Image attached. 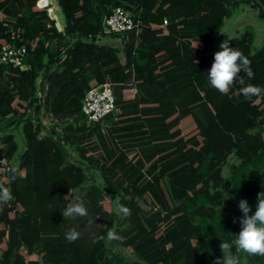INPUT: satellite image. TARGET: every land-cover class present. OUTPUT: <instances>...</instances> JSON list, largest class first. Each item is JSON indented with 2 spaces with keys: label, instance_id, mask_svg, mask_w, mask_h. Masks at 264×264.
<instances>
[{
  "label": "trees",
  "instance_id": "obj_1",
  "mask_svg": "<svg viewBox=\"0 0 264 264\" xmlns=\"http://www.w3.org/2000/svg\"><path fill=\"white\" fill-rule=\"evenodd\" d=\"M55 1L62 33L34 0H0V48H25L24 69L0 65V120L14 116L23 138L16 167L0 154V184L14 196L0 203V264H213L222 257V241L235 254L241 228L239 219L233 220L243 215L239 201L247 200L254 213L264 191V93L245 98L238 83L226 95L210 86L214 55L205 56L204 48L238 2L99 0L105 7L98 13L91 7L97 0ZM241 2L254 4L264 17V0ZM116 7L140 26L125 42L123 63L113 47L96 42L103 17ZM228 40L251 61L254 79L246 82L264 87V40L252 49L250 28ZM51 42L65 47L52 50ZM238 75L246 78L243 71ZM105 82L112 84L115 109L102 122H88L89 129L78 136L81 128L72 123L61 129L51 125L39 136L40 105L48 108V118L85 121L84 92ZM36 92L43 98L35 106ZM70 130L74 136L66 134ZM62 139L76 141L81 156L92 159L106 177L104 186L76 198L87 217L62 215L72 195L84 190L82 184L95 179L79 165L65 163ZM1 140L10 155L11 136L3 133ZM228 155L239 163L223 178ZM121 189L148 199L154 211L116 219L112 198ZM113 227L122 240L107 239ZM70 228L81 233L72 243L65 239ZM114 247L133 259H124ZM238 255L240 264L243 259L264 264V256Z\"/></svg>",
  "mask_w": 264,
  "mask_h": 264
},
{
  "label": "rangeland",
  "instance_id": "obj_2",
  "mask_svg": "<svg viewBox=\"0 0 264 264\" xmlns=\"http://www.w3.org/2000/svg\"><path fill=\"white\" fill-rule=\"evenodd\" d=\"M235 1L236 6L233 8L232 15H230L228 18H225L223 21V24L218 31V33L214 36V38L209 41L204 48V55H214L215 52L219 51L220 44L231 37H238L240 36L245 29L250 28L253 31V40L251 42L252 49L258 48L263 40H264V17H259V10L254 6V4L241 2V0H231ZM91 7L93 11L100 13L105 5L103 1L97 0L91 3ZM56 10V11H55ZM47 17L51 19V22H54V12L55 11L59 15L60 21H62V16L59 14L58 6L55 4L50 10L45 9ZM53 20V21H52ZM32 23V21H29ZM97 39L96 42L99 44H106L109 43L112 45L113 49L117 53V55L120 58L121 63H123V47L125 45V42L127 41L123 37L118 36H112V35H105L101 32L97 33ZM57 46L64 48V43H55L51 42L50 47L51 49H55ZM38 78L36 79L35 83L38 84ZM36 97L38 100L34 103V105H39L42 103L43 93L40 95L39 92H36ZM48 111V108L44 107L43 105L39 106L38 109V117L41 119V126L42 128L39 129V136H42L46 132H49V127L51 125H57L59 129H61L64 126V123H72L74 127L81 128L79 129L78 133L75 135H81L84 134L90 127V124L85 120H75V117H66L63 115H52L50 118L46 116V112ZM103 124V123H102ZM3 133H8L9 136H11V142L14 147V151L8 155V149L9 145L5 143V140L0 141V149H1V156L2 160L5 162L6 159L9 161V163L16 167L18 161H19V153L23 149V141H22V132H21V123L17 121V119L14 116L7 115L3 119L0 120V136ZM252 135H255V131L251 130ZM68 135L74 136V133L72 130H70ZM61 141V149L64 154V160L65 163H73L79 165L83 171L88 175L89 173H93L95 176L94 181L92 182V179L89 178L82 184V188L84 189L81 194L75 195L73 194L72 197L76 199L77 197H81L87 189H92L94 187H102L105 184V176L101 174L100 168L97 165H93L92 159L90 158H84L81 156V150L80 146L76 141H71L69 139H62ZM84 149V148H83ZM85 149H89V147H85ZM88 155V154H87ZM239 160L234 157L233 155H228L223 167L221 169V175L223 178L227 177L229 166L238 164ZM93 165V167H92ZM250 170L260 173V168H252L249 167ZM23 180V178L21 179ZM261 182V181H259ZM227 194H225L226 196ZM146 200V201H145ZM141 199L134 195H131L127 192H124L122 189L118 190L115 195H113L112 198V210L113 215L116 219H122L123 215L117 214L116 208L117 204L124 205L128 207L130 205L131 211H136L139 215L142 217L150 215L154 209L151 207V205L148 203V199ZM114 251H117L118 253L122 254L124 259L126 260H132L133 256L126 251L123 248L114 247ZM245 259L242 260V264H244Z\"/></svg>",
  "mask_w": 264,
  "mask_h": 264
},
{
  "label": "clouds",
  "instance_id": "obj_3",
  "mask_svg": "<svg viewBox=\"0 0 264 264\" xmlns=\"http://www.w3.org/2000/svg\"><path fill=\"white\" fill-rule=\"evenodd\" d=\"M220 50L215 52L214 61L207 77L210 86L218 90L221 94H228L230 88L234 84H239L238 94L249 98L264 93V87L247 83L254 79V72L251 68L250 59L245 56L239 49L229 46V40H224L220 46ZM243 71L246 78L238 74ZM11 178L14 180L18 175L15 168L11 169ZM229 198L228 194L225 199ZM14 199L10 187L0 184V203H8ZM238 208L243 215L234 218L235 223L239 219L240 228L238 234L235 235L236 253L232 251V246L225 241L220 244L222 257L216 258L213 264H240L239 253L244 252L250 255L264 256V191L258 193L257 204L254 213L251 206L245 199H241ZM117 214L124 217L131 215V210L124 205L117 204ZM252 213V214H250ZM64 218L87 217L88 211L84 203L80 199L72 200L66 209L62 212ZM81 233L76 228H70L65 233V239L69 242H75ZM109 241L122 240L118 235L115 227L107 232ZM93 242H96L94 239Z\"/></svg>",
  "mask_w": 264,
  "mask_h": 264
},
{
  "label": "built area",
  "instance_id": "obj_4",
  "mask_svg": "<svg viewBox=\"0 0 264 264\" xmlns=\"http://www.w3.org/2000/svg\"><path fill=\"white\" fill-rule=\"evenodd\" d=\"M55 4V0H34V6L38 9L50 10ZM162 22L165 23L166 20L163 19ZM139 30V23L134 21L132 16L123 8L116 7L103 17L100 32L105 35L123 37L127 40L131 32L136 35ZM24 59L25 48L23 45L0 48V65L24 69ZM114 101L112 84L105 82L84 92L80 101V112L89 123L102 122L106 115L114 111Z\"/></svg>",
  "mask_w": 264,
  "mask_h": 264
},
{
  "label": "crops",
  "instance_id": "obj_5",
  "mask_svg": "<svg viewBox=\"0 0 264 264\" xmlns=\"http://www.w3.org/2000/svg\"><path fill=\"white\" fill-rule=\"evenodd\" d=\"M58 10H59V8H58ZM56 11V10H55ZM55 11H53L54 13V18H53V20L55 19V24H56V26H55V28H56V30L57 31H59V32H63V28H64V20H63V17H62V21H60V19H59V15L55 12ZM59 14H61L60 13V10H59ZM232 15V14H231ZM62 16V15H61ZM107 45H109V46H111L112 47V45H110L109 43H106ZM39 81V80H38Z\"/></svg>",
  "mask_w": 264,
  "mask_h": 264
}]
</instances>
